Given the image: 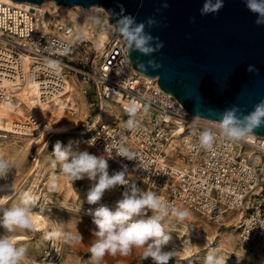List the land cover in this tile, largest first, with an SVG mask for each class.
Here are the masks:
<instances>
[{"label":"built area","instance_id":"built-area-1","mask_svg":"<svg viewBox=\"0 0 264 264\" xmlns=\"http://www.w3.org/2000/svg\"><path fill=\"white\" fill-rule=\"evenodd\" d=\"M41 18V9L34 5L30 27L23 37L0 27V84L6 77L20 83L46 82L60 90L62 77L74 71L82 76L85 93L91 88L109 101L119 93L125 101L135 103L136 112L145 113L147 108L145 114L154 120L140 122L136 131L115 123L94 125L87 121L86 138L78 147L112 157L108 161L110 173L122 171L126 166L129 183L156 192L173 205L187 207L212 223L224 225L227 215L249 211L234 226L235 231L243 245H260L264 259V199L245 207L252 198L261 195L255 192L262 184L263 164L255 163L253 156L264 159V138L251 135L243 141H232L223 135L220 125L188 114L173 96L159 87L157 79L145 77L133 68L127 51L129 45L123 37L113 36L115 27L110 24L109 16L111 38L101 53L96 52L98 64L89 71L74 69L66 61L73 50L87 54L86 42L74 40L69 44L55 34L43 33ZM5 48L14 51L6 52ZM22 56L34 60L28 71L24 70ZM47 62H57L63 72L55 73L46 66ZM4 98L0 88V100ZM119 105L128 113L125 105ZM179 126L182 135L177 134ZM204 130L214 133V153L199 146V135ZM121 138L135 153L134 160L115 155L114 149ZM125 190L126 186H117L110 192L122 196Z\"/></svg>","mask_w":264,"mask_h":264},{"label":"clouds","instance_id":"clouds-1","mask_svg":"<svg viewBox=\"0 0 264 264\" xmlns=\"http://www.w3.org/2000/svg\"><path fill=\"white\" fill-rule=\"evenodd\" d=\"M223 0H204L200 9L201 15L219 12L223 8ZM245 6L252 12L257 25H264V0H245ZM168 7L167 4L164 5ZM121 8L123 6L121 5ZM122 27L120 32L126 39L130 51L141 56L152 57L164 45L158 37L151 34L156 21L149 18L146 22H138L132 15L120 17ZM57 64V62H52ZM160 67L154 59L147 63H139L140 70L147 72L148 68L156 70ZM249 72L259 70L249 65ZM129 119L125 127L136 131L140 127L136 119V105L133 102L128 108ZM147 108L144 109L146 113ZM264 126V101L259 102L254 110L247 115L238 116L236 110H227L220 121L224 136L232 141H243L254 134V130ZM56 132H66L67 128H57ZM186 142L188 138H185ZM214 133L204 130L199 135V146L205 151L214 153ZM90 143V141H89ZM91 144V143H90ZM115 155L127 160H134L135 153L121 138L119 146L114 149ZM107 152V147L105 153ZM107 155H96L88 150H81L78 145L69 141L67 145L57 141L51 151L49 166L59 171L51 174L47 180V190L50 193L58 192L62 180L67 177L74 181L87 178L93 182L87 192V203L98 205L89 208L93 224V239L89 247V260L101 264L106 255L115 256L117 253L127 256L135 249H143L142 259L151 258L153 264H169L177 258L178 251L165 250L172 239L168 224L171 218L182 224L191 217V210L187 207H177L165 200L156 192L141 189L136 183H129L126 166L119 172H109ZM16 164L7 156L0 154V197L15 192L13 179ZM117 186H126L114 207L100 203L107 191ZM0 200V264H36L29 255V246L19 242L18 230L35 231L33 217L37 214L34 209L37 205V196L31 188H25L18 193L13 202L3 206ZM151 212V215L148 213ZM69 222L56 221L55 225L45 231L42 238L46 241L76 243L83 237L79 232L68 230ZM203 264H227L220 245L209 249L204 257Z\"/></svg>","mask_w":264,"mask_h":264},{"label":"water","instance_id":"water-1","mask_svg":"<svg viewBox=\"0 0 264 264\" xmlns=\"http://www.w3.org/2000/svg\"><path fill=\"white\" fill-rule=\"evenodd\" d=\"M12 1L103 8L115 27L113 36L123 37L120 17L124 15L130 14L138 22L154 19L156 25L149 30L164 47L152 57L128 48L130 62L141 75L157 79L159 87L196 118L220 124L225 111L236 110L242 117L264 101V25L255 23L245 0H223V8L208 15L200 13L204 0ZM149 59L160 67L140 70L139 63ZM249 65L258 74L249 72ZM254 135L264 138V126L255 129Z\"/></svg>","mask_w":264,"mask_h":264},{"label":"rangeland","instance_id":"rangeland-1","mask_svg":"<svg viewBox=\"0 0 264 264\" xmlns=\"http://www.w3.org/2000/svg\"><path fill=\"white\" fill-rule=\"evenodd\" d=\"M80 14L88 18L90 22L95 21L94 23L99 30L108 26V16L105 11L92 10L91 8L81 11ZM80 41L84 40L81 39ZM85 42L87 54L83 53V50H73L66 61H69L74 69L89 71L96 69L99 59L96 57V52L99 50L92 42ZM65 74L75 80L76 95L81 111L77 115H71L68 120L55 124V126H69L72 128L71 132L43 137L42 129L39 132L35 131L32 136L0 131V154L9 157L16 164L14 178H9L10 181L13 179L15 192L0 197V200H3V206H8L13 202L16 193L25 188L32 189L33 184L39 180L33 192L37 195L43 191L41 204L47 211V223L43 227L35 225V231L18 230L19 242L28 244L29 255L36 264H95L89 260V247L94 238L93 230L96 226L93 224L91 215L88 214V209L98 205H89L86 200L87 192L92 183L83 179L74 182L71 180L72 183L69 184L70 179L65 177L58 192L50 193L47 190L46 182L49 175L59 171L58 168L53 169L49 166L53 145L57 141L65 145L69 141H73L80 146V143L86 138V122L90 121L94 125L99 123L97 116L99 104L103 98L91 88L85 93L86 86L82 83L80 74H76L74 71ZM120 118L126 122L129 119V114L122 111ZM37 169L39 173H36ZM263 186L262 183L261 187ZM121 198V195L107 191L100 203L114 207ZM257 198L264 199V191ZM254 200L255 198H252L245 207H252V205L259 203ZM39 205L40 201L38 200L36 209ZM243 212L244 217L249 213L246 210ZM148 215H151V212ZM233 215L226 216L224 225L212 223L192 211L191 217L182 224L178 223L175 218H171L168 230L171 232L172 239L165 250H176L178 253L177 258L170 260L169 264H203L205 253L216 245L221 246L227 264H264L262 249L259 253L257 245H243L235 231L236 223L228 224L235 216ZM56 221L69 222L68 230L74 233L79 232L83 238L71 244L44 240L42 238L43 233L51 229ZM3 231L0 228V233ZM142 251L143 249L134 248L127 256L119 253L115 256L106 255L101 264H153L151 258L142 259Z\"/></svg>","mask_w":264,"mask_h":264},{"label":"bare ground","instance_id":"bare-ground-1","mask_svg":"<svg viewBox=\"0 0 264 264\" xmlns=\"http://www.w3.org/2000/svg\"><path fill=\"white\" fill-rule=\"evenodd\" d=\"M33 6L29 3L0 0V13L3 15L0 18V27L18 33L23 37L30 27V12ZM37 7L41 9V30L45 34H57L62 41H66L69 44H72L74 40L81 39L90 41L97 46L99 52L105 48L111 38V27L108 25L99 30L94 23L95 21L90 22L88 18L80 14L81 11H86L82 6L66 8L51 1L43 3L40 6L35 5V8ZM7 9H14V11L9 12ZM93 9L105 11L103 8L94 7ZM9 21L10 23H8ZM21 24L22 27H20ZM4 50L6 52L14 51L12 48H5ZM22 57L24 59V70L28 71L31 69L34 60L28 56ZM46 66L51 68L55 73L63 72L58 64L47 62ZM14 80L15 78L4 77L0 84L1 92L6 97L0 100L1 132L32 136L35 131L39 132L42 129L41 133L43 137L51 134H67L71 132L72 128L69 126H55V124L68 120L71 115H77L81 111L73 77L69 78L65 74L62 77L63 83L60 85L62 87L60 90L57 89V86L47 85L48 83L46 82L41 83L40 81L27 80L24 83H20V81ZM45 84L46 86H42ZM119 103L125 105L127 109L133 104L125 101L119 93L114 95L113 101H109L103 97L99 104L98 124L118 123L120 126H125V122L120 118L122 108ZM136 113V119L139 123L154 120L149 114L143 112ZM211 123L220 125L215 122ZM57 128H67L68 131L56 132L55 129ZM182 133H184L183 129L179 126L177 134L182 135ZM253 160L255 163L263 164L261 173L264 185V159H261L257 155L253 156ZM36 173H39V170ZM38 181L33 184L32 190L38 184ZM68 183L71 184V180ZM263 191L264 186L258 188L255 195H260ZM36 196L37 201H40V205L37 209H34L37 211V214L33 217V222L36 226L43 227L47 223V211L44 205L41 204L43 191H40ZM262 199L257 198L254 201L260 202ZM233 214L235 216L233 215V219L228 224L236 223L238 225L239 221L244 217V212L241 210ZM257 249L260 253L261 246L257 245Z\"/></svg>","mask_w":264,"mask_h":264}]
</instances>
